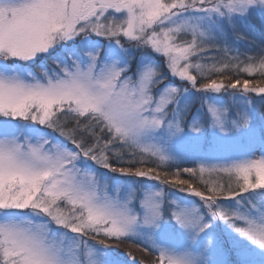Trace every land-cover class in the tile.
<instances>
[{
	"label": "snow or ice",
	"instance_id": "obj_1",
	"mask_svg": "<svg viewBox=\"0 0 264 264\" xmlns=\"http://www.w3.org/2000/svg\"><path fill=\"white\" fill-rule=\"evenodd\" d=\"M242 73L264 0H0V264H264Z\"/></svg>",
	"mask_w": 264,
	"mask_h": 264
},
{
	"label": "rangeland",
	"instance_id": "obj_2",
	"mask_svg": "<svg viewBox=\"0 0 264 264\" xmlns=\"http://www.w3.org/2000/svg\"><path fill=\"white\" fill-rule=\"evenodd\" d=\"M248 30H249L250 32H252L254 35L259 36V34H260V24H259V22H258V21H252V22L248 25ZM257 43H259L258 40H257ZM239 48H240V51H241V52H244V51H246L247 46L244 45V44H241V45H239ZM249 54H252V53H249ZM253 76H255V74H254ZM253 76H252V77H253ZM240 78H241V75H240ZM241 79H245V78H241ZM257 106L259 107V104H258ZM181 166H190V165H188V164H182ZM204 178H205L206 180L209 179V177L207 176V174L205 175ZM213 179H215V177H213ZM122 250H123V249H122ZM137 257H138V258H142V257H140V255H139L138 253H137ZM231 258H232V259H236L235 255H233Z\"/></svg>",
	"mask_w": 264,
	"mask_h": 264
},
{
	"label": "trees",
	"instance_id": "obj_3",
	"mask_svg": "<svg viewBox=\"0 0 264 264\" xmlns=\"http://www.w3.org/2000/svg\"><path fill=\"white\" fill-rule=\"evenodd\" d=\"M241 78H247V79H253V80H255V81H257V82H261V83H264V77H261V76H259V75H255V76H248L247 74H241ZM205 179V178H204Z\"/></svg>",
	"mask_w": 264,
	"mask_h": 264
}]
</instances>
